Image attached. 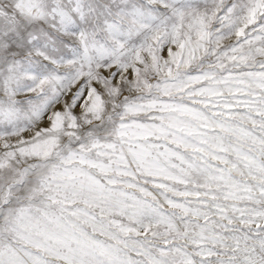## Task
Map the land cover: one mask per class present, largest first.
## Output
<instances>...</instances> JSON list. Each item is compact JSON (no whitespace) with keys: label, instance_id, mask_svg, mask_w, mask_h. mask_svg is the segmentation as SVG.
<instances>
[{"label":"snow or ice","instance_id":"obj_1","mask_svg":"<svg viewBox=\"0 0 264 264\" xmlns=\"http://www.w3.org/2000/svg\"><path fill=\"white\" fill-rule=\"evenodd\" d=\"M0 264H264V0H0Z\"/></svg>","mask_w":264,"mask_h":264}]
</instances>
